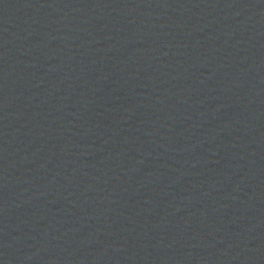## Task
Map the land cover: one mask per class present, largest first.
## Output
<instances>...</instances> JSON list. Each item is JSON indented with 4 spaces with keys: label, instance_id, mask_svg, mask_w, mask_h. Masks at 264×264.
I'll use <instances>...</instances> for the list:
<instances>
[{
    "label": "water",
    "instance_id": "obj_1",
    "mask_svg": "<svg viewBox=\"0 0 264 264\" xmlns=\"http://www.w3.org/2000/svg\"><path fill=\"white\" fill-rule=\"evenodd\" d=\"M0 264H264V0H0Z\"/></svg>",
    "mask_w": 264,
    "mask_h": 264
}]
</instances>
